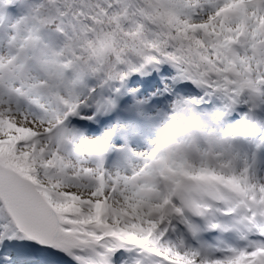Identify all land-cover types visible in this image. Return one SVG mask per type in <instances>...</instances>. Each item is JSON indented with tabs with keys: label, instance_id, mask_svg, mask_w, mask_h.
Instances as JSON below:
<instances>
[{
	"label": "snow or ice",
	"instance_id": "1",
	"mask_svg": "<svg viewBox=\"0 0 264 264\" xmlns=\"http://www.w3.org/2000/svg\"><path fill=\"white\" fill-rule=\"evenodd\" d=\"M0 264H264V0H0Z\"/></svg>",
	"mask_w": 264,
	"mask_h": 264
},
{
	"label": "rangeland",
	"instance_id": "2",
	"mask_svg": "<svg viewBox=\"0 0 264 264\" xmlns=\"http://www.w3.org/2000/svg\"><path fill=\"white\" fill-rule=\"evenodd\" d=\"M144 147V146H143Z\"/></svg>",
	"mask_w": 264,
	"mask_h": 264
}]
</instances>
